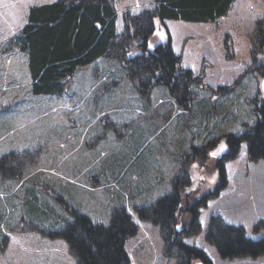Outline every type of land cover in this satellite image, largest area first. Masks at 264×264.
I'll use <instances>...</instances> for the list:
<instances>
[{"label": "rangeland", "instance_id": "1", "mask_svg": "<svg viewBox=\"0 0 264 264\" xmlns=\"http://www.w3.org/2000/svg\"><path fill=\"white\" fill-rule=\"evenodd\" d=\"M53 1L0 0V44L20 32L31 6ZM115 5L122 30L124 13L149 8L152 0ZM263 17L264 0H237L216 23L165 22L182 66L200 76L190 109L160 89L141 94L117 72V61L82 68L61 96L34 95L26 58L14 43L0 45V264H76L59 234L74 213L109 224L122 206L138 225L126 241L130 264H178L166 254L160 228L136 207L171 192L182 171L188 182L181 185L175 226L182 240L213 264H264V255L222 258L206 239L214 214L251 238L264 237V158L250 160L246 142L234 154L225 139L204 153L192 149L255 122L264 76L252 48L255 22ZM166 32H156L150 46ZM203 196L202 230L185 236L191 208Z\"/></svg>", "mask_w": 264, "mask_h": 264}, {"label": "trees", "instance_id": "2", "mask_svg": "<svg viewBox=\"0 0 264 264\" xmlns=\"http://www.w3.org/2000/svg\"><path fill=\"white\" fill-rule=\"evenodd\" d=\"M236 1L152 0L149 8L125 12L123 29L119 30L115 0H55L31 6L20 32L7 41L14 43L26 58L30 92L34 95L61 96L66 92V81L82 68L92 66L97 70L100 62L117 61L121 65L117 72L126 75L141 94L149 97L151 91L160 89L178 105L190 109L198 98L197 88L202 87L200 76L182 66L181 56L169 41L165 22L216 23L228 15ZM163 30L165 40L151 47V37ZM263 47L264 17L255 22L252 48L256 53L254 63L258 62L264 76V60L259 56L263 55ZM110 72L105 80L111 78ZM253 108L257 115L253 124L247 123L239 133L214 136L205 145H192L195 154L204 153L225 139L234 154L246 142L250 160L264 158V98L255 100ZM212 128L208 132L213 134ZM219 169L223 176L221 162ZM182 172L174 177L171 192L136 209L140 218L160 228L167 241L166 254L177 258L178 264H194L197 259L202 264H213L203 250L185 243L175 228L181 185L188 182L187 174ZM207 200L203 196L191 208L189 224L183 228L185 236L201 232L200 208L206 206ZM74 214L59 234L66 240L76 264H130L126 241L136 234L138 225L124 206L114 210L109 224L94 221L86 213ZM206 239L225 259L264 255V237L247 236L243 226L231 224L219 214L211 216Z\"/></svg>", "mask_w": 264, "mask_h": 264}, {"label": "water", "instance_id": "3", "mask_svg": "<svg viewBox=\"0 0 264 264\" xmlns=\"http://www.w3.org/2000/svg\"><path fill=\"white\" fill-rule=\"evenodd\" d=\"M263 58H264V47H263ZM261 86H262V91H263V94H264V78L262 80Z\"/></svg>", "mask_w": 264, "mask_h": 264}, {"label": "crops", "instance_id": "4", "mask_svg": "<svg viewBox=\"0 0 264 264\" xmlns=\"http://www.w3.org/2000/svg\"><path fill=\"white\" fill-rule=\"evenodd\" d=\"M9 38V37H8ZM7 42V39H5L4 41H3V43L2 44H5ZM2 44H0V45H2Z\"/></svg>", "mask_w": 264, "mask_h": 264}, {"label": "snow or ice", "instance_id": "5", "mask_svg": "<svg viewBox=\"0 0 264 264\" xmlns=\"http://www.w3.org/2000/svg\"><path fill=\"white\" fill-rule=\"evenodd\" d=\"M213 155H215V153H213Z\"/></svg>", "mask_w": 264, "mask_h": 264}]
</instances>
